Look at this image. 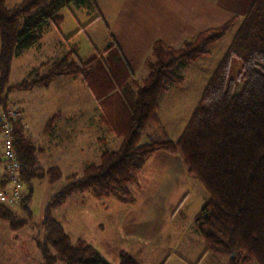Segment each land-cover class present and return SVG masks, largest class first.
<instances>
[{
  "label": "trees",
  "instance_id": "16d2710c",
  "mask_svg": "<svg viewBox=\"0 0 264 264\" xmlns=\"http://www.w3.org/2000/svg\"><path fill=\"white\" fill-rule=\"evenodd\" d=\"M72 4L95 12L92 21L103 19L96 0H21L11 6L0 0L1 110L15 102L14 91L46 87L57 78L72 77L79 79L95 99L99 124L119 139L117 148L102 147L98 162L86 163L80 172L68 175L67 183L45 204L42 221L33 234L42 264H111L94 244L82 238L73 240L53 211L74 192L134 202L139 174L158 150L179 153L187 171L206 188L208 196L195 223L207 249L229 256L234 252L230 264H244L250 259L264 264V0H255L240 22L233 19L178 45L156 39L145 57L148 73L142 79L113 36L89 59L79 58L78 44L69 40L81 28L64 38L66 50L61 56L47 57L21 81L11 83L13 59L38 45L47 26L60 29L62 10ZM233 23V37L180 136L140 143L149 119L159 109L162 94L182 83L178 69L207 54ZM235 60L241 62L237 79L231 77ZM55 118L47 121V128L54 125ZM14 133L20 174L26 185L33 178L53 182L62 176L58 166L44 168L39 164L42 149L33 143L21 118L14 121ZM102 140L106 142L105 137ZM6 181L5 176L1 184ZM29 197L22 195L20 204L27 214L31 213ZM0 217L12 228L23 221L1 202ZM118 264L138 263L122 252Z\"/></svg>",
  "mask_w": 264,
  "mask_h": 264
},
{
  "label": "crops",
  "instance_id": "0c3cea01",
  "mask_svg": "<svg viewBox=\"0 0 264 264\" xmlns=\"http://www.w3.org/2000/svg\"><path fill=\"white\" fill-rule=\"evenodd\" d=\"M254 1L96 0L103 19L107 18L110 37L113 36L118 42L136 75L146 68L145 57L156 39H161L169 45H178L204 30L219 27L233 19L240 22ZM89 11L87 13L93 19L96 13ZM71 14L76 18L73 12ZM93 21L96 24L98 19ZM89 24L91 22L87 25ZM65 37L68 36L61 31V26L57 29L49 25L36 46L42 48L45 45L48 51L60 46L59 52H61L66 49ZM43 60L44 58L38 62ZM31 68L25 73L27 74ZM183 83L184 81L181 84ZM82 84L76 78L60 77L46 87L36 86L29 90L13 92V99L22 110L21 122L24 124V129L33 143L42 149L39 154V164L44 168L56 165L61 171L63 167H72V173L78 172L86 163L99 161L102 147L107 146L112 149L118 147L119 139L107 134L99 124V109L94 110L93 113H82L83 107L77 104L79 116H84L81 123L76 127L72 124L59 123L64 113L62 107L71 104V100L66 101L70 97L65 87L75 88L74 96L83 98L85 94L83 87L79 88L84 86ZM55 86L56 91L59 90L57 94L52 92ZM54 116L56 117L54 125L47 128V121ZM152 119L154 120L155 116ZM188 119L183 123L181 131L188 123ZM32 123L43 125V132L38 142L33 139ZM104 137L106 142L102 140ZM148 142L146 139L144 143ZM73 149L77 151L76 158L73 157ZM3 179H5V171L0 138V189L8 186L7 181L4 185L1 184ZM44 179L47 178L44 177ZM138 182L139 185L135 187L136 199L131 203L115 197L98 199L87 191L77 193L80 195L76 197V203L66 205L73 204L71 207L62 211L67 202L66 199L59 208H56L60 209L59 221L73 240L82 238L94 244L111 264L120 262L122 252L129 254L138 264H167L168 262L178 264L177 262L181 261L184 264H191L192 261L189 258L187 260L184 255L191 254V249L195 245L193 240L201 241L203 244L202 254L201 256L199 254L197 258L198 264L206 254L211 256L210 259L229 264L226 254L207 249L195 223L199 210L193 216V224L191 223V213L195 211L188 208L191 201L194 203L200 200L198 201V207H200L202 203H205L208 193L202 182L187 171L179 153L156 151L148 158L139 174ZM31 191L32 188H30ZM30 192L29 190L25 192L23 189L24 196ZM181 210L190 216L187 223H182ZM61 217L65 222H62ZM74 227L77 228L74 229ZM188 228L193 233V240H187L183 254L178 251V244L182 239L187 238ZM172 257H176V260L171 261Z\"/></svg>",
  "mask_w": 264,
  "mask_h": 264
},
{
  "label": "rangeland",
  "instance_id": "374dc122",
  "mask_svg": "<svg viewBox=\"0 0 264 264\" xmlns=\"http://www.w3.org/2000/svg\"><path fill=\"white\" fill-rule=\"evenodd\" d=\"M19 1L21 0H6V4L11 6ZM71 12L76 15V18L72 16ZM87 12L88 9H83V7L77 6L76 4H72L70 7L62 10V14H64L65 19L61 24V31L66 36H70L76 33L78 29L83 28L69 40L70 44H78L77 52L78 57L81 59H89L94 53H96L97 50L104 49L111 41L108 30V22L106 21L107 18L106 20L98 19L95 24L94 21H90L92 20V16H90ZM89 22H91V24L87 25ZM235 27V25H231L227 33L219 41L213 43L209 47V52L207 54L203 55L195 62H191L185 67L178 69V73L184 78V83H180L181 85L179 84V87H171L168 92L162 94L160 108L153 113L155 119H149L147 127H145L142 132L140 143H144L146 139L150 142L157 138L168 139L170 136L172 138H178L180 136L183 123L191 114V111L199 100L210 76L226 51V48L235 32ZM60 48L61 47L58 46L51 51H48V47L44 45L42 48L33 46L32 49L25 50L20 56L15 57V60L12 62L9 77L10 82L21 81L26 76L25 72L29 68L38 65V61L42 58L45 59L47 56H61L66 49L59 52ZM145 69L142 71L143 73H137L136 76L139 79L147 76L148 71ZM240 71L241 62L235 60L232 65L231 77H235L237 79ZM239 86L240 84L238 85V88ZM82 87L85 93L83 98L81 96H78V98L74 96V91H76L75 88H70L68 86L65 87L67 88V93L70 97L66 101L70 102L71 100V104H68L67 107H62L64 113L61 120H59L61 125L72 124L76 127V125L78 126L81 123L80 121L84 116H79L77 112V104H79L78 106L81 105L83 107V110L81 111L82 113H93L94 110L97 111L99 109L90 91L84 86H79L80 89ZM56 90V86L52 88V92L55 94L59 92V90ZM13 95L14 94H12V97ZM13 103L16 105L18 104L16 101ZM89 116H87V118ZM31 127L33 128V139L35 142H38L39 136L43 132V125L40 126L39 124L32 123ZM63 134L66 135V133ZM108 148L112 149V147ZM73 151V157L76 158L77 151L76 149H73ZM72 172V167H63L62 176L56 181L51 182L44 178H33L29 183L30 186L24 184L23 189L25 192L28 190L30 192V188H32L30 197L27 200V204L29 206L28 209L31 213L27 214V212L21 210L20 204L22 200H20L19 205L11 208L16 211L19 214V218L23 220L19 226L12 228L7 220L0 217V264H42V254L33 239V234L36 232L35 230L37 229V226L40 225V222L42 221L45 204L54 193L67 183V177ZM79 195L80 194H77V192L71 194L70 197L67 198V202L64 204L65 207L62 208V211L73 205L66 206L67 204H75L76 197H79ZM198 201L200 202V200H197L194 203L191 201L190 206L188 207L190 210H195L191 213L192 224L194 221V214L203 206L200 205V207H198ZM53 214L58 218V220H60V209H55ZM180 217L182 218L183 224L190 220V216L188 214L186 215L183 210H181ZM61 219L62 222H65L63 217H61ZM76 228L77 227H74V229ZM187 235V238L182 239L180 244H178V251L183 254L188 243L187 240H193V233L190 231V228L187 230ZM192 242H194L195 245H193L191 249V254L184 256L187 260L189 258L192 261L191 264H198L197 258L199 254L200 256L202 254L201 246H203V244L201 241L199 242L197 240H193ZM210 257L211 256H209V254H206L199 264H226V262L220 263L214 259H210ZM226 257L228 259V263L230 264L231 256L226 255ZM174 260H176V257L171 258V261ZM177 263L184 264L182 261ZM167 264H172V262H168ZM244 264L258 263L254 259H250Z\"/></svg>",
  "mask_w": 264,
  "mask_h": 264
},
{
  "label": "built area",
  "instance_id": "2783aa9c",
  "mask_svg": "<svg viewBox=\"0 0 264 264\" xmlns=\"http://www.w3.org/2000/svg\"><path fill=\"white\" fill-rule=\"evenodd\" d=\"M22 117L21 108L9 103L0 111L1 148L3 151L4 171L8 186L0 190V202L7 207L19 205L23 195L24 182L20 174V161L15 151L14 121Z\"/></svg>",
  "mask_w": 264,
  "mask_h": 264
},
{
  "label": "water",
  "instance_id": "95a60500",
  "mask_svg": "<svg viewBox=\"0 0 264 264\" xmlns=\"http://www.w3.org/2000/svg\"><path fill=\"white\" fill-rule=\"evenodd\" d=\"M231 257H232V258H234V257H235V253H234V252H232V254H231Z\"/></svg>",
  "mask_w": 264,
  "mask_h": 264
}]
</instances>
